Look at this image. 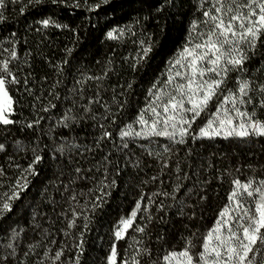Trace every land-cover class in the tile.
I'll use <instances>...</instances> for the list:
<instances>
[{
	"label": "trees",
	"instance_id": "obj_1",
	"mask_svg": "<svg viewBox=\"0 0 264 264\" xmlns=\"http://www.w3.org/2000/svg\"><path fill=\"white\" fill-rule=\"evenodd\" d=\"M88 2L95 4L98 0ZM200 2L109 0L99 9L89 12L83 5L79 9H71L44 0L40 5H27L21 13L25 0L20 3L5 0L6 7L0 8L5 17L0 22V56L7 59L6 50L15 46L18 58L13 61V70L19 69L20 77L29 79L31 89L29 94L21 86L20 91L12 93L19 101L13 117L19 123L0 128V142L6 146L5 151H0V169L4 172L0 175V197L10 194L17 179L27 176L29 181L20 198L12 202L11 213L0 219V240L5 230L11 227L25 230L19 235L21 247L17 248V264L20 261L39 264L46 251H54L61 246L64 254L58 264H75L78 255L79 264H108L107 257L113 243L129 264L137 255L136 249L141 247H150L154 256L162 255L164 250L183 247L184 236L192 232L204 233L214 226L220 211L229 204L234 178L264 179V137L261 136H219L195 141L189 138L186 145H174L163 138H154L150 143L131 142L129 149L123 151H118L110 140L103 141L99 147L95 144L101 132L97 125L109 123L103 119L108 114L106 110L115 114L116 124L109 128L115 137L118 126L132 122L137 113L148 105L152 85L161 84L172 74L170 64L185 46L192 23L203 20ZM45 18L67 27L43 28L38 21ZM114 29L115 38H108L107 33ZM144 48H150L147 55ZM249 56L245 64L247 71H231L226 87L235 89L238 79H249L253 83L250 95L254 103L244 107L250 112L254 109L255 118L262 121L264 107L260 106L262 94L258 89L264 85V43H258L255 50H249ZM89 76L101 79L88 81ZM77 80L84 83L77 84ZM97 87L104 107L92 105L89 113L77 106L71 113L76 119L68 122L70 127L59 123L63 113L72 107L69 101L76 99L81 92L85 97H91ZM50 93L58 94L59 99ZM50 103L56 107L48 112L40 111ZM215 107L213 102L210 110H215ZM39 117L44 119L37 128L25 127ZM204 119L202 116L197 120L193 130L198 131ZM141 143L152 152L161 153L164 159L170 157L171 167L161 170L157 158L139 147ZM60 145L65 146L64 154L56 152L53 158V150ZM166 145L171 148V154L164 151ZM33 148L43 156V161L35 166L38 174L27 175L23 169L32 160ZM106 155L108 161L104 160ZM69 157L79 160L83 169L80 176L86 178H77L66 191L64 185L68 184L69 176H76L65 166ZM177 162L180 168L189 172L190 177L183 181L184 189L177 193L178 199L188 205L183 209V215L177 211L175 200L154 196L165 190L173 192L177 182ZM193 162L202 165L198 178L207 180V183H195L197 177L192 176L186 167ZM105 174L107 181H104ZM153 176H158V179L153 180ZM160 180L164 183L161 184ZM101 181L109 185L104 189L107 195L99 202L101 206L92 211V202L101 194ZM190 187L193 193L185 196L184 190ZM73 190L78 196L71 205L78 210L82 208L89 217L87 229L83 227L86 221L82 218L77 221V227L67 229V221L61 216L69 208L66 198ZM200 195H205L206 199L201 200ZM149 197L156 202L151 203ZM161 200L164 203L162 211L158 209ZM138 202L141 209H136ZM34 209L38 213L35 223L41 226L38 229L33 227ZM134 210L137 216L133 218V227L127 230L123 239L116 241L114 232L119 222L123 218H131ZM193 211L195 217L189 218ZM67 215L71 217L70 212ZM136 225H146L145 232L134 231ZM44 229L49 233L47 239L41 236ZM160 236L163 240L158 239ZM52 240L57 243L49 244ZM81 240L82 255L75 247ZM35 242H39V246L34 251L27 256L20 255L25 245Z\"/></svg>",
	"mask_w": 264,
	"mask_h": 264
},
{
	"label": "snow or ice",
	"instance_id": "obj_2",
	"mask_svg": "<svg viewBox=\"0 0 264 264\" xmlns=\"http://www.w3.org/2000/svg\"><path fill=\"white\" fill-rule=\"evenodd\" d=\"M11 3H20L21 0H10ZM109 0H98L95 4H89L88 0H51L54 5H64L67 8L79 9L83 7L91 12L99 9L102 4H107ZM170 0H164L168 3ZM44 0H25V5L20 8L23 13L27 5L43 4ZM6 7L5 0H0V8ZM163 7V4L160 6ZM200 7L203 9V20L194 21L191 25L192 31L186 39L185 46L182 48L179 57L171 62L170 73L167 79L161 84L154 83L149 89V103L141 109L136 118L127 124L118 126L115 134L109 130L111 125L116 124L115 114L110 113L103 116L108 120V124L99 123L97 127L101 129L98 139L95 141L97 147L103 141L110 140L118 151L129 149L130 143L140 140L153 141L154 138H163L174 145H186L189 138L193 141L198 139H213L223 136L245 138L249 136L264 137V122L255 118V110L247 111L244 106L253 104L250 93L253 91V83L249 79H238L236 88L226 87L227 78L231 71L246 72V62L250 59L249 50H255L258 43H264V0H201ZM157 10H160L158 7ZM5 17L0 12V22ZM38 23L43 28L51 26L67 27L60 25L51 18H45ZM39 30V29H37ZM116 30L107 33L108 38H115ZM143 43V42H142ZM8 51V58L0 56V128L16 125L18 120L13 119L15 115V105L19 103L14 99L13 92L20 91L23 86L24 92L31 94L29 79H23L19 75V69L13 70L12 64L18 58V52L13 46ZM144 54L150 48H144ZM71 54V49L68 50ZM68 63L67 60L64 61ZM60 71H63L61 69ZM99 76H89L88 81L100 80ZM77 84L84 83L77 80ZM131 87V85H129ZM262 98L260 106L264 107V85L258 89ZM59 99L58 94L50 93ZM215 102V110H210V105ZM72 107L68 108L59 121L64 127H70V120L75 121L71 115L73 108L79 106L83 112H91L92 105L104 107V102L100 95V88L91 97H85L83 92L76 99L69 101ZM55 104L42 107L40 111L48 112L55 108ZM123 107V104L120 105ZM204 117V124L193 130V125L197 120ZM44 117L34 119L25 127L28 129L37 128ZM95 120V115L92 116ZM116 141H119L117 143ZM19 146V142H18ZM148 152V155L157 158L160 169L165 170L171 167L170 157L164 159L161 153H154L146 144L139 145ZM6 146L0 142V151H5ZM92 151V149H86ZM164 151L171 154V148L167 145ZM33 157L26 169L27 175H36L35 166L43 161V156L36 148L32 149ZM61 155L65 152V146L60 145L53 150ZM189 159H192L191 149L188 150ZM83 156V153H80ZM108 161V156L104 157ZM139 166V160L136 161ZM65 166L70 172L76 174L75 177L69 176L68 184L64 185L67 191L70 185L76 182L83 172L79 160L69 157L65 160ZM191 170V175L196 176L195 183H207L200 181L198 173L202 165L194 162L186 165ZM90 172L91 169H88ZM105 169V173H106ZM176 184L172 193L165 190L156 193L154 196L171 198L177 202V211L183 213V209L188 205L182 199H178L177 193L184 189L183 181L188 180L189 172H185L176 165ZM183 173V175H180ZM0 169V175H3ZM108 177L105 174L104 181ZM157 180L158 176H153ZM23 181V182H22ZM101 181L99 189L100 195L92 202L91 210L99 208L100 201L107 195L104 191L109 185ZM161 184L163 180L159 181ZM27 176L17 179L11 186L10 194L0 197V219H3L12 211V202L20 198V193L28 187ZM114 183V181H113ZM232 191L229 193V204L218 214V218L211 229L204 233L192 232L189 236L183 237V247L170 248L164 250L162 255L154 256L150 247L136 249V256L132 257V264H264V179L257 180L249 178L241 180L236 177L232 180ZM59 190V189H57ZM193 188L184 190L185 196H190ZM78 194L73 190L72 194L66 198L69 208L61 213L67 221V229L77 227V221L81 218L86 221L83 227L87 229L89 217L83 209H77L71 205L72 201H77ZM201 200L206 199L205 195H200ZM143 201V197L141 198ZM151 203H155L153 197H149ZM52 203H55L54 201ZM136 209H141V203L136 204ZM159 210L164 209L163 200L158 205ZM55 211V208L53 209ZM71 213L69 218L67 213ZM38 213L33 210V227L40 228L35 223ZM137 216V211H132L131 218H123L114 232V238L119 241L124 238L129 228L133 227V218ZM195 217V211L189 218ZM163 219V217H161ZM146 225H136L134 231L143 233ZM23 228L17 230L11 227L5 230L3 239L0 240V264H17V248L21 247L19 235L24 232ZM48 230L44 229L41 233L42 239H47ZM67 234V233H66ZM163 240V236L158 237ZM57 243L55 240L49 244ZM39 246V242L28 243L21 249L20 255L27 256ZM82 255L83 241L75 245ZM131 247V245H129ZM198 249V250H197ZM64 254V247L45 252L44 258L39 259V264H58ZM148 257L147 260H142ZM108 264H129V261L118 253L116 243H113L107 257ZM19 264H23L20 261ZM75 264H79V255Z\"/></svg>",
	"mask_w": 264,
	"mask_h": 264
},
{
	"label": "rangeland",
	"instance_id": "obj_3",
	"mask_svg": "<svg viewBox=\"0 0 264 264\" xmlns=\"http://www.w3.org/2000/svg\"><path fill=\"white\" fill-rule=\"evenodd\" d=\"M262 122H264V120H262Z\"/></svg>",
	"mask_w": 264,
	"mask_h": 264
}]
</instances>
